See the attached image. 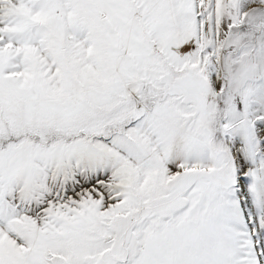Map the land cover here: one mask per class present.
Segmentation results:
<instances>
[{
	"label": "snow or ice",
	"instance_id": "snow-or-ice-1",
	"mask_svg": "<svg viewBox=\"0 0 264 264\" xmlns=\"http://www.w3.org/2000/svg\"><path fill=\"white\" fill-rule=\"evenodd\" d=\"M0 264H264V0H0Z\"/></svg>",
	"mask_w": 264,
	"mask_h": 264
}]
</instances>
